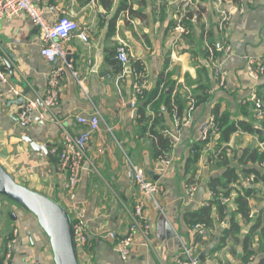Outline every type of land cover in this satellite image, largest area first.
<instances>
[{
    "label": "crops",
    "instance_id": "crops-1",
    "mask_svg": "<svg viewBox=\"0 0 264 264\" xmlns=\"http://www.w3.org/2000/svg\"><path fill=\"white\" fill-rule=\"evenodd\" d=\"M127 1L125 8L122 0H40L50 22L57 15H68L79 23L80 29L87 31L89 40L86 43L73 37L65 44L72 69L64 73L61 100L54 110L60 122L36 117L33 124L19 123L14 115L22 97L6 99L1 95L6 87L0 84V163L20 184L63 205L72 221L82 218L91 241L78 253L80 264H173L182 241L199 245L201 264H246L249 257H254L252 264H260L264 260V180L246 184L256 192L250 199L249 221L234 203L241 185L231 190L233 202L229 207L221 205L223 209L219 211L217 203L213 204L209 237L197 238L184 214L208 204L213 193L209 181L223 173V168L210 158L211 151L216 153L220 134L218 137H213L211 132L204 134L214 108H218L219 114H227L237 125V130L221 147L230 149L231 158L234 152L247 147L264 153V120L257 117L252 100V94L256 93L264 103V76L255 81L248 72L251 61L264 58V0H223L224 7L235 8L227 32L218 27V0H194L187 7L191 33L175 45L171 31L185 0ZM241 6L245 7L244 13L238 11ZM120 45L128 49L131 65L137 63L146 69L149 84L146 98H150L161 74L173 82L174 93L178 89L188 94V108L183 117L155 112L150 104L146 108L149 124L162 118L156 130L172 141L169 166L160 159L156 139L143 127L140 103L137 107L129 103L133 79L128 68L124 73L117 59ZM41 46L40 29L30 18L2 21L0 66L28 97H34V91L44 93L46 74L52 68L40 54ZM5 58L14 67V77ZM203 65L209 68L201 76L199 70ZM199 84L209 86L206 94L210 95V101L194 104L190 110L191 100H196L201 92L197 89ZM94 106L101 111L102 127L90 138L88 160L70 208L63 188L65 176L58 173L54 156L50 157L43 147H61L62 126L78 135L84 126L76 116L91 112ZM243 123L252 126L254 132L244 130ZM208 135H211L210 143L202 150L198 162L189 167L192 143ZM33 143L40 149H35ZM132 165L142 167L150 179L163 183L166 190L158 198L159 206L146 198L153 244L144 245L138 240L130 258L123 261L113 241L102 236L114 231L121 237L129 229L127 209L139 193L133 181ZM258 168L264 170L261 165ZM188 183H197L198 193L192 203L183 205L180 197ZM232 220L242 230L223 240V232L230 228ZM255 224L258 226L249 232ZM16 230L18 240L13 248L12 264H55L50 238L36 215L0 195V264ZM248 232L251 235L245 247ZM246 251L252 254L245 260Z\"/></svg>",
    "mask_w": 264,
    "mask_h": 264
},
{
    "label": "built area",
    "instance_id": "built-area-1",
    "mask_svg": "<svg viewBox=\"0 0 264 264\" xmlns=\"http://www.w3.org/2000/svg\"><path fill=\"white\" fill-rule=\"evenodd\" d=\"M193 1L185 0V7L177 13L176 21L171 31L172 44L174 45L191 33L188 24L187 7ZM234 10L235 8L224 7L223 0H218V27L223 32L230 30L231 16ZM238 11L244 13L245 7L241 6L238 8ZM24 16L30 18L39 27L40 38L42 40L40 54L52 65V68L46 74L47 86L42 94L34 91V97L23 95L20 89L10 81L9 75L4 67L0 66V84L6 87L5 92H1V95H4L6 99L11 101L22 97V103L14 115L19 123L26 125L33 124L36 117L41 120H57L60 122L54 110L61 100L64 73L66 69H72V65L67 59L65 44L73 37H78L87 43L89 40L88 33L85 29H80L79 23L74 18L65 14L57 15L54 21L50 22L45 16L44 8L40 6V0H0V29L4 19ZM212 54H210V59H212ZM117 59L123 65L124 73H126L125 69L128 68L127 71L132 74V96L129 103L132 107H137L140 99H144L149 87L146 69L143 66L131 65V55L125 45H120L117 48ZM248 72L253 80H260L264 76V58L258 61H251L248 66ZM216 73L219 74V72ZM74 74L76 75V73ZM80 83L84 88L82 80ZM161 88H163V84ZM252 100L255 105L257 117L264 120V103L262 99L256 93H253ZM194 104L195 99H192L190 110L193 109ZM76 119L84 126V129L78 135H75L68 128L62 126L61 147L53 146L49 149V152L55 158V166L58 173L65 176L63 188L67 195L66 202L70 208H72L76 200L83 166L88 160L87 150L90 138L94 132L100 130L102 127L101 111L96 106L89 113L77 115ZM208 132H211L213 137H218L219 135L218 122L214 115L210 118L204 134L207 135ZM262 147L264 148V143H262ZM227 153L231 155L230 149H227ZM160 159L167 166L171 164L168 153L161 156ZM261 166L264 167V162ZM132 175L139 193L134 204L127 209L130 219L129 229L121 237L114 231H110L102 236L113 241L115 249L123 261H127L130 258L134 245L138 240L144 245L153 244L152 226L146 210V198L149 197L154 200L159 206L158 198L166 190L163 183L150 179L146 171L140 166L132 165ZM255 178V174H251L245 178V185L251 184ZM233 188L239 189V186L234 185ZM197 193L198 184L188 183L184 195L180 197L182 204L188 205L192 203ZM210 196L208 204L214 199V193H211ZM217 200L225 208L229 207L233 202L232 196L226 194L223 190L218 192ZM191 229L200 238L207 237L209 233L208 226L202 223H196ZM73 231L77 251L78 253L82 252L91 241L88 228L82 218L77 217L73 221ZM17 240L18 233L15 231L14 237L8 241L7 252L1 264H12L13 245ZM201 254L198 244L195 242L187 244L182 241L180 251L175 256L173 264H201ZM253 261L254 257H249L246 264H252Z\"/></svg>",
    "mask_w": 264,
    "mask_h": 264
},
{
    "label": "trees",
    "instance_id": "trees-1",
    "mask_svg": "<svg viewBox=\"0 0 264 264\" xmlns=\"http://www.w3.org/2000/svg\"><path fill=\"white\" fill-rule=\"evenodd\" d=\"M122 4L126 8L128 1L122 0ZM205 55L206 53L204 56ZM136 66L139 67L140 64L136 63ZM208 68V66L203 65L202 69L199 70L201 76L203 75L204 71H207ZM166 77L167 76L161 74L155 89H153L152 94H150V98L144 97V99H140L139 101V110L142 117L141 119L142 122L145 123L143 127L145 130H150V133L154 136L153 138L156 139V147L158 148L160 157L170 152L172 141L156 130V128L161 126L163 121L162 118H156L154 124L152 125L149 124V120H146L147 117L145 113L148 104H150L151 109L155 112H160L161 114L167 112L170 114V116L178 115L179 117H183L188 108V94L178 89L174 93L173 82H168ZM162 84L163 88H161ZM197 86V89L201 90V92L196 95L195 106L207 103L211 98L210 95L206 94L209 91V86L207 84H199ZM163 107H165V111L162 110ZM213 113L218 122L220 135L215 144L216 153L211 151L210 158L217 166L223 168V173L220 178H212L209 181V187L214 193V199L208 205L202 206L197 210L189 211L184 214L185 221L190 227L196 223H202L208 227L211 226L214 219L213 204L217 203L219 206H217V209H219V211H222L223 209L217 200L218 192L223 190L226 194H230L234 185L242 186V190L239 191L238 195L234 198L237 211L244 219L249 221L252 209L250 199L255 195L256 192L255 188L248 187L244 184V179L251 174H255L256 178L253 182L264 180V172L262 169L258 168V165L260 166L264 162V153L257 148L247 147L242 149L239 153L234 152L233 157L231 158L227 153L226 147H221L223 143L229 141L231 135L237 130V125L235 122L230 120L227 114H219L217 107L213 109ZM242 125L244 130L248 132H254V128L252 126L245 123ZM210 141L211 135H208L203 140L192 143L190 147L191 157L188 161L189 167L191 165H195L198 162L202 150L207 147ZM233 161H235L236 164L233 163ZM257 226L258 224L252 226L249 232H251ZM241 230V226L232 220L230 228L223 232V240H225L227 237L239 234ZM249 232L244 239L245 247H247V244L249 243L248 240L251 235ZM251 254V251H246L244 256L245 260L248 259ZM260 264H264V260H262Z\"/></svg>",
    "mask_w": 264,
    "mask_h": 264
},
{
    "label": "water",
    "instance_id": "water-1",
    "mask_svg": "<svg viewBox=\"0 0 264 264\" xmlns=\"http://www.w3.org/2000/svg\"><path fill=\"white\" fill-rule=\"evenodd\" d=\"M55 63V62H54ZM14 77V67L6 59ZM35 149H40L32 144ZM51 157L48 145L43 147ZM0 195H3L36 215L50 238L55 264H80L74 239L73 221L63 205L56 200L20 184L0 163Z\"/></svg>",
    "mask_w": 264,
    "mask_h": 264
},
{
    "label": "rangeland",
    "instance_id": "rangeland-1",
    "mask_svg": "<svg viewBox=\"0 0 264 264\" xmlns=\"http://www.w3.org/2000/svg\"><path fill=\"white\" fill-rule=\"evenodd\" d=\"M233 163H235V162L233 161ZM244 184H245V181H244ZM16 231H17V230H16ZM17 233H18V232H17ZM207 237H209V233H208ZM16 243H17V241H16ZM16 243H15V244H16ZM15 244H14V245H15ZM14 245H13V246H14ZM5 254H6V253H5Z\"/></svg>",
    "mask_w": 264,
    "mask_h": 264
}]
</instances>
